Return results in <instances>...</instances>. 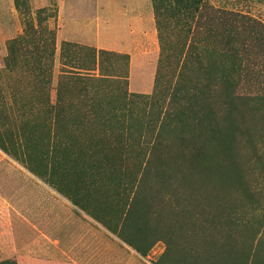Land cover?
Returning <instances> with one entry per match:
<instances>
[{"label": "rangeland", "instance_id": "obj_1", "mask_svg": "<svg viewBox=\"0 0 264 264\" xmlns=\"http://www.w3.org/2000/svg\"><path fill=\"white\" fill-rule=\"evenodd\" d=\"M76 1L65 0L66 12L87 17L93 0ZM166 3L150 1L131 55L104 51L96 61L103 50L58 38L56 0H0V169L17 170L10 178L18 199L39 207L48 192L82 219L66 230L81 232L75 251L90 264H264V169L255 155L264 151V110L240 108L259 120L236 134L232 178L225 174L234 186L195 190L170 172H187V147L197 144L216 167L228 169L226 159L207 136L188 141L205 134V123L181 125L161 106L169 88L204 91L203 67L225 38L240 64L241 92L264 94V0H205L191 25L197 55L181 78L173 23L160 33L164 49L154 20V6ZM217 112L215 127L223 128L227 116ZM68 232L53 230L42 242L52 252L59 238L72 251Z\"/></svg>", "mask_w": 264, "mask_h": 264}, {"label": "trees", "instance_id": "obj_2", "mask_svg": "<svg viewBox=\"0 0 264 264\" xmlns=\"http://www.w3.org/2000/svg\"><path fill=\"white\" fill-rule=\"evenodd\" d=\"M166 4L167 7L165 8L155 5L153 10L155 24L159 32L158 37L160 42L166 39L165 36H161L160 33L164 31L168 22H172L173 35L181 42L177 44L176 48L179 57L177 61L178 76L180 78L183 76L188 77V61L191 59V55H194V58L197 55L193 38H190L191 25L195 23V26L203 14L205 10V0H167ZM225 22L228 25L230 24V21L227 19H225ZM231 22L234 24L236 19ZM231 42L232 41L229 42L228 38H225L224 48L217 53H210L212 56L217 55L218 58L210 60L206 66L203 67L204 91L195 90V85H187L181 90L175 87L171 91L169 88L170 95L167 100L165 99L161 104V106L164 107L163 117L170 119L175 116V121L181 125L205 123L207 128L205 134L202 137L197 134L188 136V141L191 139L192 142H198L201 138L207 136L209 143L213 145V147H211L212 151L216 148L215 151L223 159H226L229 167L228 169L221 164L216 167L214 164L215 161H203L204 158H206L205 151L203 152L201 149L202 152L200 153V148L197 144L187 147V150L186 145L191 142H185L187 139L185 137L186 139L184 138V141H182V146L190 155L191 166L184 167L187 168V172L183 171L182 174L181 171H179V166H173L170 172L181 175L186 186L188 185V187L195 188V190L202 188H209L210 190H228L234 186L235 182L233 181L230 183V180L225 178V174L228 172V178H232L229 169L232 171L235 160L233 145L237 139L236 134L243 135L241 129L247 126V120L255 123L256 119H258L250 113L247 114V117L246 115L244 116L240 108H243V106H252L254 111L264 110V94L251 95L241 92V88L239 87L240 79L238 78L241 68L240 64L237 63L238 60L235 57L236 51L231 47ZM164 43L165 41H163V45ZM166 46L167 45L163 46L164 49ZM103 54L104 51H101L96 54V56H93V59L95 58L96 61H99L101 57H103ZM165 97L167 96L165 95ZM219 108L224 111L228 120L226 121L227 124L225 127L217 129L215 127V121ZM172 109H176L178 112L174 114L172 113ZM189 127L191 126L189 125ZM247 139H249V136ZM255 155L257 157L256 163L260 166V169H264V164L262 163V160H264L263 149L261 152L255 151ZM235 165L237 166V164ZM235 165L234 171H238ZM220 167L222 169H220ZM209 177L216 180L210 181ZM90 217L96 220V218ZM123 241L130 246L131 243H129V241L126 239H123ZM0 264L16 263L14 261H3L0 262Z\"/></svg>", "mask_w": 264, "mask_h": 264}, {"label": "crops", "instance_id": "obj_3", "mask_svg": "<svg viewBox=\"0 0 264 264\" xmlns=\"http://www.w3.org/2000/svg\"><path fill=\"white\" fill-rule=\"evenodd\" d=\"M56 1L60 28L58 38L81 40L98 51L131 55L135 38L144 33L142 21L150 12L151 0H93L87 17L80 16L79 11L66 12L65 0ZM75 4L79 5L81 1L77 0ZM17 175L15 169H0V177H7L0 178V262L2 258L16 264H90L80 259L79 250L75 251V240L81 237V232L66 230L73 224L83 222L82 219L72 209L65 207L62 201L50 200L48 192L42 191L43 199H40L39 207H34L32 199H27L26 195L18 199L16 184L12 183L16 178H10ZM26 190L30 191L31 188ZM33 208L40 209L37 215H34ZM82 216L91 221L89 214L82 212ZM34 222L40 227L34 226ZM53 230L68 232L66 242L72 244V251L66 252L61 248V241L57 238L50 252L42 240L49 241L46 234ZM34 231L39 233L40 238L34 235Z\"/></svg>", "mask_w": 264, "mask_h": 264}, {"label": "bare ground", "instance_id": "obj_4", "mask_svg": "<svg viewBox=\"0 0 264 264\" xmlns=\"http://www.w3.org/2000/svg\"><path fill=\"white\" fill-rule=\"evenodd\" d=\"M206 172H207V171H206ZM200 175H201V174H200ZM209 178H210V177H209ZM204 180H205V179H204ZM209 180H210V181H214V179H211V178H210Z\"/></svg>", "mask_w": 264, "mask_h": 264}]
</instances>
